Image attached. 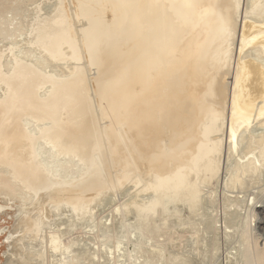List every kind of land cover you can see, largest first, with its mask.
<instances>
[{"label": "bare ground", "instance_id": "bare-ground-1", "mask_svg": "<svg viewBox=\"0 0 264 264\" xmlns=\"http://www.w3.org/2000/svg\"><path fill=\"white\" fill-rule=\"evenodd\" d=\"M13 1L0 0V37L3 40H9L12 37L10 35H13L20 26L16 24V28L9 27L10 18L8 13L14 10V6L10 5ZM239 2L240 0H65L66 7L72 13L76 12L80 15L79 17L85 18L83 25L88 24L85 29L78 30L77 28L76 32L77 35L79 34V38L81 37L80 34L85 32L91 39V45L87 49L89 51L86 53L85 50L84 55L87 59H90L95 71L94 74H89L87 71L81 74L79 72V75L62 78L60 82L58 79L53 78L54 81L50 80L54 85L53 89L51 87L52 91L47 95L45 94L46 96L42 94L44 96L42 97L39 96V89H41V84L42 86L45 85L43 84V77L37 73L40 71L36 72L35 69H32L35 70L34 73L30 66L24 65V63L21 64L24 60L27 63L26 58L20 59V61H23L15 66L14 71H10L9 67L11 66L8 62L0 64V79H2L1 82L4 81L7 88L4 91L7 94H2L6 96L0 97V194H2V197L3 195L6 196L3 198L10 199L9 202H12L14 198L19 199L22 203L29 205L33 199H28L27 196L32 194L34 196V194L37 195L38 192L44 191L59 203L74 200V203L79 207L85 202L89 204L88 202L96 198L95 196L100 192L99 190L105 187L104 185L108 181L106 176L109 171L103 170L101 165L95 172L89 173L76 181L64 180L58 172V175L56 174L58 177L53 180V177H49V173L43 172L42 163L35 162L33 157V148L39 136L29 135L25 131L23 121H21L23 115L35 113L51 121L50 126L53 137L50 138L60 137L63 141V145L60 143V146H66L68 151L84 156L92 165L93 162H98L96 155L102 157L106 169L114 166V162L124 163L127 167L134 166L131 169L135 171L137 170L136 166L147 165V169L142 173L147 172L152 175L154 181L151 189L156 194L155 199L150 202L151 204L149 203V207H156V205L161 207L166 202L185 201L191 205L192 209L195 208L197 203H200V199L197 183L192 180L193 176H195L194 178L203 176L204 179L213 177L219 169L222 151L224 152L226 148L223 150V146H227L224 145V142L227 143L226 141L229 140L230 147H233L232 150L229 149L230 151L237 148L239 151V147L236 148V146L242 139L237 143V137L242 134L245 135L243 130L251 128L253 124L257 125L255 119H259L257 123L261 126L264 125V63L260 60L264 57L260 58L261 55H256L259 49L255 54L250 55L247 51H250L251 47L250 50L246 49L249 55H244L243 50V52L238 53L239 49L236 50L237 52L235 51V57L231 55L232 45H230L231 50L228 49L231 35L236 32V15L239 14H236V12L241 11L239 8H235ZM251 2V5L248 4L249 7H245V11L246 8H251V10L248 11L247 9L244 13L245 17L241 18H247L253 22L249 20V22H243L244 19L241 20L240 30L243 28L244 32H242L244 34L242 35L254 36L251 45L262 43L264 46V0H251ZM234 9L235 11L239 9V11L235 12ZM74 16L76 15H73V18ZM237 19L239 18L237 17ZM46 22L48 23V20ZM54 22L51 24L55 25ZM58 22H56L57 26ZM48 24L50 25V23ZM45 26L46 24L43 23L37 28L38 35H41V32L43 35L47 33ZM56 27L54 26V29H57ZM19 29L18 31L21 30ZM51 29L53 30V26ZM61 29L63 28L61 27ZM69 29L71 39L67 38V41L73 46L72 48L77 50V47L84 42L82 44L80 42L79 45L78 40L74 38L71 25ZM17 34L15 35L17 36ZM15 35L14 38H16ZM250 36L249 38H251ZM52 37L53 40L51 39L49 43H52L51 49L55 50L56 47H59L58 39L61 41V38L57 35ZM242 37L244 38V36ZM41 38H45V36ZM249 38L247 37L248 40ZM47 39L49 40L50 37ZM47 39L46 41H48ZM35 41L33 45L35 43L41 44V42L39 44L38 41ZM229 50L230 55L228 54ZM1 51L0 49V61L3 53ZM78 52L77 50V56L80 58V52ZM56 53H58V50L54 54ZM21 54L19 56L28 57V60L32 58L30 55L24 56L25 54ZM81 55V57H85L83 53ZM228 55L231 56L232 61L228 58ZM227 59H230V61ZM32 62L34 63V61ZM29 63L27 64L29 65ZM37 63H40V61H37ZM37 63L35 62V64ZM229 65L231 66L229 67ZM1 66L7 69L9 74L3 68L9 76L5 77ZM227 66L228 68H226ZM40 69L41 67H39ZM47 78H49V75ZM104 114H107L110 118L105 122L102 121ZM257 136V138L254 137L253 141V136L250 138L254 143V145L251 143L254 146H251V150L264 147V133L262 132L260 136ZM58 141L60 140H57V143ZM242 145L244 146V144ZM245 146L247 147V145ZM251 150L246 154L243 153L244 151L241 152L243 156L240 154L239 164L231 169L232 183L243 186L247 179L250 180L252 177L256 179L255 176L260 174L259 170L264 169V163L257 166L259 162L256 164L257 161H255ZM261 153H264V151ZM257 154L254 156H257ZM75 162L71 165L70 160H68L67 164L70 163V166L68 168L66 167L67 164L66 166L64 164V168H67L66 170L63 168L65 172L68 169H71V171L76 170L77 164L75 165ZM222 168L220 167V169ZM63 169L61 171H64ZM78 169L79 167L76 170L77 172ZM122 170L121 172H123ZM76 171L74 172L76 173ZM114 171L116 170L114 169ZM72 173L70 175H74ZM139 173L141 172L139 171ZM146 206L148 208V205ZM36 208L21 210L25 215V220H20L22 221V227L17 228L11 235L12 241L8 245L10 254L6 255V259L7 256L9 258L8 264L10 262L11 264H18L19 261L24 262L22 252H20L21 243L27 238H36V233L40 231L41 220L44 219V216L41 213L38 216H32L36 212ZM141 208L145 209L143 206ZM256 209L264 215V206L257 205ZM176 220L178 219L176 218ZM149 221L151 223L153 220H150L149 217ZM145 226L147 227V225ZM149 227L148 225V229ZM144 230L146 229L144 228ZM27 231L30 235L27 237L26 234L23 237V234ZM145 232H148V230ZM244 232L246 238L242 240L246 242L245 239L250 235L246 234V231ZM181 237L182 235L179 234L178 238L181 239ZM199 237L197 239L198 244L200 243L198 241ZM248 244L244 250L245 252L243 251L247 262L252 264L257 261L264 264V245L258 246L259 244L256 243V247L253 249L255 251L252 252L249 250ZM118 247L119 245H114V249ZM51 249H56V247L54 246ZM217 250L219 251V249ZM199 251L197 250V252ZM113 253H115V250ZM237 253L239 254V251ZM99 254L98 252V256ZM181 254L171 255L172 264H191ZM215 254L217 253L215 252ZM233 254H225L222 257V264H239L238 259L240 257L233 256ZM217 256H219V252ZM73 261L71 263L69 261L67 264H75ZM203 262L204 260L202 264ZM239 262L241 263V261Z\"/></svg>", "mask_w": 264, "mask_h": 264}, {"label": "rangeland", "instance_id": "rangeland-1", "mask_svg": "<svg viewBox=\"0 0 264 264\" xmlns=\"http://www.w3.org/2000/svg\"><path fill=\"white\" fill-rule=\"evenodd\" d=\"M64 1L65 0H14L12 3H10V5L12 4L14 6V10H12L13 12L9 11L8 13V16L10 18L9 27L14 28L16 24L17 25L19 24L21 27L18 26L16 32L13 35H10L12 37H10L9 40L5 38H4L5 40H3V38L0 37L2 38L0 39V49L2 50L1 52H3L0 64L2 65L3 62H8V64H10L11 66L9 67L10 71L11 70L14 71L15 66L19 65V63L23 61V60L20 61V59L26 58L27 63L31 61L29 65L26 63L25 60L21 64L24 63V65L30 66L31 70L35 69L36 72L40 71L37 73H39V75L43 77L42 78L43 84H45L43 86L41 84V89H39L40 91L39 96H42V97L46 96L50 91H52L54 85H52L51 81H54L53 78L58 79V81L60 82L62 78H69L71 77V75H79V72L81 74L87 71L89 72V74H94V71H95V67L91 65L90 59L89 58L87 59L86 55H84L85 50H86V53H88L89 51L87 49H89L91 45V39L89 38V36L85 34V32H83V34H80L81 37L79 38L78 36L79 34L77 35V32H76L77 28L78 30L85 29L88 26V24L83 25L84 24L83 21L85 20V18H83L82 16H81L82 18L79 17L80 15L76 14V12H73L75 13L73 14L71 10L66 7V4L64 3ZM240 2L238 4L240 7L237 5V7L235 6V8L236 9L239 8L241 11L236 12V11H239V9L236 11L234 9L236 14L237 13L239 14L237 15L235 14L236 15L235 24L237 26H235V24L234 26L236 27L235 28L236 32H234L235 30L233 27V32L235 34L232 32V34L234 35H231L228 49L231 50L230 45H232V48H233V51L231 50L232 57H235L234 55L239 49L240 51L238 53L244 51L243 53L244 55L255 54L256 51L259 49L256 55L257 54L258 56L261 55L262 57L260 56V58H263L264 57L263 44L260 42L262 44L261 45L259 43L261 45L260 46L257 44L258 43L257 42L256 43L258 45L257 48H256L257 45H251L252 44L251 42L254 36L251 37L249 34L242 35L244 34L243 33L244 31H243V28L240 30V26H239L241 25V20L243 19H244L243 22L244 21L253 22L250 19L241 18V17H245L244 13L248 9L246 8V11H245V7H247L248 4L251 5L252 2L251 0H247V1L240 0ZM245 2L247 5L245 4ZM249 10H251V8L248 9V11ZM242 11L243 13H241ZM59 12L64 14L66 17L62 15L61 13L58 14ZM61 15L65 17L66 20H64L65 18H63ZM73 15H76V16H74L73 18ZM237 17L239 19H237ZM53 18H55L54 19L55 22ZM56 18L58 19L60 18L59 22H58V19L56 20ZM61 18H63V20H61ZM47 20L51 26L46 22ZM52 20L55 25H52L53 24ZM63 21L66 23H64ZM56 22H58V26ZM43 23L46 24L45 30L47 31V33L43 35L41 32V35H38L36 30ZM70 25H71V30L73 31V34L75 36L74 38L78 40V44L80 45V42L81 44L84 42L82 44L83 46L80 45L77 47V50L80 52V53L78 52L80 54V58L77 56L78 54L76 53L77 52V50H75L76 48H72L73 46L70 45L67 41V38L71 39L70 38L71 33L69 29ZM52 26H53V30L51 29ZM54 26L55 27L57 26L56 27L57 29H54ZM67 26H68V30H67ZM58 27L60 28V30ZM61 27L63 29H61ZM18 29L21 32L18 31ZM55 30H57L58 32L57 31L55 32ZM16 33H18L17 36L15 35ZM14 35L16 38L13 37ZM56 35L59 38H61V41L60 39L57 38L59 41L58 42L59 47H56L55 49L56 51H55L54 49L53 50L51 49L52 43H49V42L51 41V39L53 40L52 36H56ZM44 36L45 38H41ZM242 36H244V38ZM249 36L251 38H249ZM49 37L50 39L48 40L47 38ZM247 37L249 38V40L247 39ZM46 39L48 41H46ZM39 40H42V41H39ZM34 41L35 42L38 41L39 44L41 42V44L38 45V43L37 44L35 43L36 45L35 44L33 45ZM44 45L46 46V48H44L45 47ZM250 47H251V50L253 51L250 50ZM255 48L256 50L254 51ZM26 49H28L27 50L28 52L26 51ZM246 49L250 50L251 53L250 51H247L249 52L248 54L246 52ZM29 50L31 51L30 53H29ZM57 50H58V53H56L57 54L56 55L54 53L57 52ZM230 50L228 52L229 55H230ZM21 53L25 54L24 56H29V55L32 56V58L29 57L31 60L29 59L30 60L29 61L28 57L19 56ZM82 53H83V56L85 57H81ZM229 55H228V58H230L232 61V58L231 56L229 57ZM230 59H227V60L230 61ZM260 60L262 61V63H264V58ZM32 61H34V63ZM37 61L38 62L40 61L42 65L40 66L39 65L40 63H37ZM35 62L37 64H35ZM38 66L41 67L40 70ZM230 66L231 65H229V67ZM3 68L4 66H1L2 72L5 73V70L7 71V69L4 68L5 69L4 70ZM226 68H228V66ZM35 70H32V71L35 73ZM42 71L46 74H44ZM7 72L5 73V77L9 76L7 75ZM53 74H54V77H53ZM48 75H49V78H47ZM58 76H60V78H58ZM230 76L232 77V75ZM229 78L228 80L231 81V79ZM1 80L2 79H0V97L2 98L6 96V95L3 96L2 94L4 93L7 94L6 92H4L6 91L7 88L5 86L4 81L1 82ZM49 84L52 86H47ZM53 84H55V82H53ZM41 92H44V93H41ZM42 94H44V96ZM222 111L224 110L222 109ZM104 117L106 118L104 119ZM102 119H103L102 121L105 122L109 120L110 118L108 117L107 114H104L102 116ZM255 120L256 122L255 121L254 122L257 125L255 124L251 125V128H249L250 130L248 128H245V130H243V133H245L246 137L245 135L242 134V131L240 133L242 134L241 136L242 137L244 136V137L243 138L241 136L237 137V143L239 140L242 139L243 142L239 141V144L242 143L244 144V146L247 145V147L245 146L246 148L242 144H241L242 146L241 145L239 146V144H237L236 148L239 147V151L237 150L238 148L236 150L230 151L233 149V147L232 146L230 147L231 144L229 143V140H227L226 141L227 143L224 142V145H227V146L229 144L230 145L228 147L223 146V150L225 147L226 148L224 152L222 151L221 158L219 161L220 163L221 162L223 163H221V165L219 163V169L217 173L213 177L208 178V179H204L203 176L202 177L197 176L196 178H194L195 176H193L192 180L196 181L197 183V189L199 192V199H200V203L199 204L197 203L195 208L192 209L191 205L188 202L178 201V202H168V203L166 202L165 203L166 206L165 204L163 205L165 207L163 206L160 207L157 205L155 207L154 205H150V206H154L152 207L154 209H152L151 207H149V203L152 202L156 197L155 191L151 189L152 188L151 185L154 180H153V177H151L152 175L148 174L147 172L142 173V171H145L147 169V165L141 164V166L140 165L136 166L137 170L135 171L134 169L133 170L131 169L134 166L127 167L126 165H124V163L119 164L118 162H114V166L106 169V165L103 164L104 160L99 155L98 156L96 155L98 162H93V165H92L90 162H88V160L84 156L80 155L81 156L80 157L79 155L72 153L70 150L68 151L66 146H62L63 141L60 137H57L55 135V137L57 138H50V137H53L52 136L53 132L51 130V126H50L51 121L49 119L43 118L39 115H36L35 113H28V114L23 115V119L21 121H23L25 131L31 136H34V137L39 136L33 148V152H34L33 157L35 159V162L42 163L43 165L42 167L44 169L43 172L49 173V177L51 178L53 177V180H54L55 178L58 177L56 176V174L58 175L59 173V175L60 174L62 175V178L64 180L66 179V180L76 181L80 179L81 177L86 176L89 173L95 172L96 169H99L100 168L99 166L101 165V167H103V170L109 171L106 176L108 181L104 185L106 188L105 187L101 188L99 190L100 192H98V194L95 196L96 198L88 202L89 204H87V202H85V204H81L82 205V206L80 205L81 207L80 206L78 207L77 204L74 203V200H69V201L66 200L64 202L59 203L56 199L55 200L52 199L44 191H40L38 192L37 195L34 194V196H32L33 194L31 196L30 195L27 196L26 198L33 199L31 200L32 203H30L29 205H27L24 202L22 203L19 199H15V198L12 199L13 200L12 202H9L10 199L7 200L6 198H3L6 196L3 195L2 197V194H0V233H1L0 234V264H8L9 262V258L7 256V259H6V255L10 254L8 245L11 244V241H12L11 235H13V232H15L17 228L22 227V224H21L22 221L20 220H23V219L25 220V215L21 210L34 209V207H37V208H36V212L33 213L32 216L33 215L38 216L41 213L43 214L44 219L41 220L42 226L40 225V231L36 233V238L33 235L35 239L33 237H32L33 239L27 238L21 243L22 245H21L20 252H22L24 262L19 261L18 264L19 263L20 264H52V263L53 264H67V262L69 263L70 261L71 263V261L73 260L75 264H114V263L115 264H172L171 259H170L171 255L172 254L175 255L179 253H182L181 254L182 257H186L188 261L191 262V264H202L203 260H204L203 264L205 263L206 264H209V263L210 264H222L223 263L222 257L225 254L232 255L233 252L236 253V254L234 253L233 256L237 255L238 257H240L238 259L239 264H249L247 262V259L244 253L247 243H249L248 244L249 250H251L252 252L255 251L253 249H255L256 243L257 245L259 244L258 246L264 245L263 244L264 243V240H263L264 238V215L260 214L256 209L257 205L264 206V200H263L264 199V185H263L264 184V169H262L263 171L259 170L260 174L255 176L256 179L254 177L251 178L252 180L250 179L251 181L247 179L246 183L243 186L232 183L230 174L232 172L231 169L239 164V158H241L240 154H242L241 152L244 151V148H245V151L243 153L246 154L248 151L252 149V147H254L253 146L254 143L252 142L254 137L257 138L258 137L257 135L260 136L262 132L264 133V125L261 126L259 123H257L258 122L257 120L259 119H255ZM248 132L251 134V136H253V138L250 136ZM248 134L249 136L247 137ZM244 138H247V139H244ZM250 138H252V141ZM57 140H60V141H58L57 143ZM245 140L247 141L245 142ZM60 143L62 144L61 146H60ZM249 146L250 147L252 146V147L250 148ZM240 148L242 151L240 150ZM64 149H66L67 151L65 152ZM225 151L228 153H226ZM251 151H252V155L253 154L256 155V153H258L257 156L253 155L255 161H257L256 164H258L259 162L257 166L262 165L264 163V153H261V152L264 151V147H260V149L257 147L255 148V150L253 149ZM253 151L254 152L256 151V153H254ZM68 160H70L71 165H73L74 162L77 160L75 162V165L77 164L76 170L79 167L78 170L80 172L79 171L77 172L76 170H74L75 168L74 166H73L74 167L73 170L76 171V173L74 171H71V169H68L65 172L67 168H64V164L66 166V164L68 163ZM87 162L89 163V165ZM94 163L97 166H95ZM90 165L92 166L90 167ZM68 166H70V163L67 164L66 167ZM220 167L221 168L223 167V168L220 169ZM47 168H50V169L47 170ZM62 169L64 171H61ZM114 169L116 171H114ZM124 169L126 170L124 171ZM121 170L123 172H121ZM139 171L141 173H139ZM61 172H64V173H61ZM70 173L74 174L75 177L74 175H70ZM108 176L110 177V179ZM201 178L203 180H200ZM248 184L250 187L247 186ZM146 205H148V208ZM142 206L144 208L146 206L147 209L141 208ZM82 207L85 209H83ZM162 214L163 216H161ZM149 217H150V220H153L151 221V223L149 221ZM175 217L178 220H176ZM161 220L163 221V223L165 222L166 224H163ZM246 224H247V227H246ZM145 225H147V227ZM148 225L151 228L149 227L148 229ZM240 227L243 229H241ZM144 228L146 230H144ZM244 229H247V230H244ZM147 230L149 233L145 232ZM243 230L247 232L246 234L250 235V236L247 235L249 236L247 237L248 240L251 238L249 240L250 242L247 239H245L246 242L248 241L247 243L244 242V240H242L246 238L245 232ZM150 232H154V233H150ZM178 233L182 235L181 239L178 238L179 237ZM26 234L28 237L30 235L29 231L25 232V234H23V237H25ZM48 236H49V239H48ZM198 236H200L199 237L200 239L198 240L200 242L199 244L197 243ZM2 242L4 245L2 244ZM136 242H139V243H136ZM114 245H119L120 248L118 247L114 249ZM197 245H199L200 247L199 246L197 247ZM54 246L56 247V249H51ZM12 249L15 251L14 248ZM196 249L200 251L197 252ZM217 249H219V251ZM114 250H115V253H113ZM237 251H239V254L237 253ZM98 252L100 253L99 256H98ZM215 252L217 254H215ZM218 252H219V256H217ZM197 254L203 256L201 258L202 260L199 259L201 256ZM203 258H206V259H203ZM239 261H241V263ZM255 263L260 264L257 261ZM255 263L253 262L252 264H255ZM9 264H11V262ZM12 264H17V263H12Z\"/></svg>", "mask_w": 264, "mask_h": 264}]
</instances>
